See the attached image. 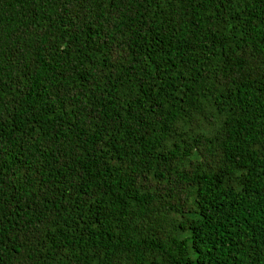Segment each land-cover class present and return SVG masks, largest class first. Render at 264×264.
Here are the masks:
<instances>
[{"label": "trees", "instance_id": "1", "mask_svg": "<svg viewBox=\"0 0 264 264\" xmlns=\"http://www.w3.org/2000/svg\"><path fill=\"white\" fill-rule=\"evenodd\" d=\"M0 264H264V0H0Z\"/></svg>", "mask_w": 264, "mask_h": 264}]
</instances>
